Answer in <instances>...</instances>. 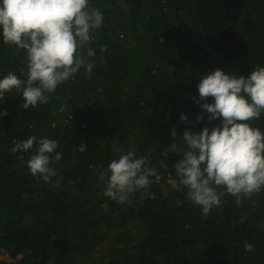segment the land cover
<instances>
[{
    "label": "trees",
    "instance_id": "trees-1",
    "mask_svg": "<svg viewBox=\"0 0 264 264\" xmlns=\"http://www.w3.org/2000/svg\"><path fill=\"white\" fill-rule=\"evenodd\" d=\"M90 6L103 13L88 45L90 76L81 69L27 109L15 90L0 100V251L14 259L0 264H264V187L239 203L220 188L221 204L204 215L179 185L182 153L169 149L172 128L182 135L219 125L200 107L203 75L247 76L264 65V0ZM8 72L26 77L25 52L0 42V76ZM249 122L264 129V115ZM30 135L58 143L62 158L48 181L26 166L35 143L11 151ZM128 148L156 175L121 201L103 191L108 163Z\"/></svg>",
    "mask_w": 264,
    "mask_h": 264
},
{
    "label": "clouds",
    "instance_id": "clouds-1",
    "mask_svg": "<svg viewBox=\"0 0 264 264\" xmlns=\"http://www.w3.org/2000/svg\"><path fill=\"white\" fill-rule=\"evenodd\" d=\"M102 23L103 13L91 7L90 0H0V42L23 49L27 62L24 79L13 72L0 76V100L15 90L27 109L45 103L47 94L81 69L90 76L95 64L90 58L96 53L88 45ZM196 87L198 100L204 101L201 109L210 120L219 119V125L198 132L185 129L182 135L172 128L169 149L182 153L174 164L179 185L207 215L221 204L220 188L239 203L241 195L251 196L264 187V129L249 122L264 115V65L247 76L216 68ZM5 115L0 111V117ZM180 120L187 117L181 113ZM34 143L26 166L31 175L48 181L56 175L52 165L62 158L56 140L30 135L16 141L11 151L29 152ZM147 159L135 148L121 151L107 165L103 194L123 201L137 187L146 188L156 175L154 168L145 167Z\"/></svg>",
    "mask_w": 264,
    "mask_h": 264
},
{
    "label": "rangeland",
    "instance_id": "rangeland-1",
    "mask_svg": "<svg viewBox=\"0 0 264 264\" xmlns=\"http://www.w3.org/2000/svg\"><path fill=\"white\" fill-rule=\"evenodd\" d=\"M158 176H157V178H156V180H158ZM170 186H174V183L171 181L170 182ZM0 260H6V261H8V262H13V258H11L10 256H8V254L5 252V251H3V250H1L0 251Z\"/></svg>",
    "mask_w": 264,
    "mask_h": 264
}]
</instances>
